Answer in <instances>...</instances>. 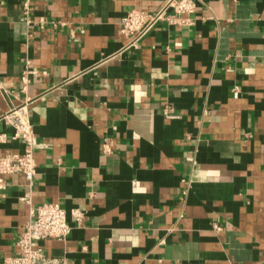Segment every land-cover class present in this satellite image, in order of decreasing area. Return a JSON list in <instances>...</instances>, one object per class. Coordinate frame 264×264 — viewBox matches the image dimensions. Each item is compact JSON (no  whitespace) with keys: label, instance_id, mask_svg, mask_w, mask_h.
Segmentation results:
<instances>
[{"label":"crops","instance_id":"1","mask_svg":"<svg viewBox=\"0 0 264 264\" xmlns=\"http://www.w3.org/2000/svg\"><path fill=\"white\" fill-rule=\"evenodd\" d=\"M166 1L0 0V156L25 100L40 144L31 182L0 175V264L46 202L72 226L46 264H264V0H195L131 44L122 19Z\"/></svg>","mask_w":264,"mask_h":264},{"label":"built area","instance_id":"2","mask_svg":"<svg viewBox=\"0 0 264 264\" xmlns=\"http://www.w3.org/2000/svg\"><path fill=\"white\" fill-rule=\"evenodd\" d=\"M195 0H167L158 10L143 13L131 10L122 19V32L131 37V44L135 45L156 23L166 21L170 24H186L190 22V14L195 10ZM30 11L29 1L25 2V13ZM28 73L36 74L34 70H25L22 80L26 84ZM28 102L13 106L4 114V119L15 130L12 138L22 139L25 149L22 153H9L0 156V175L22 173L31 182L36 173L35 151L39 147L33 125L29 119ZM0 135V140L4 138ZM105 152L111 150V142L103 143ZM1 181V180H0ZM0 186L1 182H0ZM78 222L83 213L78 209L71 211ZM72 226L68 222L67 212L57 203L46 202L32 211V219L27 222L16 244L20 248L18 255L9 256L4 264H46L48 257L41 241L47 238H65Z\"/></svg>","mask_w":264,"mask_h":264}]
</instances>
